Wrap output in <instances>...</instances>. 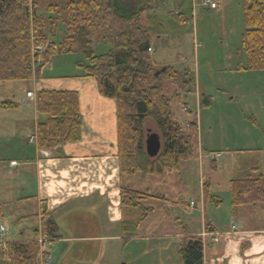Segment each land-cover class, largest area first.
<instances>
[{
	"label": "trees",
	"instance_id": "trees-1",
	"mask_svg": "<svg viewBox=\"0 0 264 264\" xmlns=\"http://www.w3.org/2000/svg\"><path fill=\"white\" fill-rule=\"evenodd\" d=\"M157 0H0V83L32 81L53 56L80 51V77L94 80L98 94L115 105L116 154L124 177L177 172L180 162L194 155L192 137L183 129L171 109L172 101L181 108L182 98L196 92L194 73L172 66L155 69L151 37L142 16L152 13ZM243 31L241 49L246 57L244 70H264V0H241ZM177 23L182 14H169ZM110 41L112 49L95 55L93 42ZM77 50V49H76ZM37 71V72H36ZM200 106H210L199 96ZM4 110L18 105L5 101ZM37 148L54 150L81 139L77 94L73 91L40 90L35 96ZM151 122L161 137V151L149 160L144 150L145 122ZM196 127V117L190 121ZM232 207L264 203V178L230 182ZM143 194L122 188L121 207L142 208ZM207 192L205 191V197ZM145 213L143 214V216ZM125 223L123 230H128ZM40 232L29 242H10L3 256L8 264H39L36 239H52L57 227L51 215H40ZM179 256L183 264H202L203 246L198 237H183Z\"/></svg>",
	"mask_w": 264,
	"mask_h": 264
},
{
	"label": "rangeland",
	"instance_id": "rangeland-1",
	"mask_svg": "<svg viewBox=\"0 0 264 264\" xmlns=\"http://www.w3.org/2000/svg\"><path fill=\"white\" fill-rule=\"evenodd\" d=\"M192 2V0H157L155 10L143 14L142 24L148 29L151 37L152 64L157 70L172 66L177 71L187 69L194 73L196 92L182 98V103L189 105L192 115L187 114L186 107L181 108V102L177 104L172 101L171 109L185 132L191 135L194 155L196 144L201 139L207 154L219 151L222 156L221 162L223 160L229 162L231 159L234 161L230 162L232 166L228 170H220L223 176L246 178L251 172L240 167L263 164V159L258 158L256 148L257 144L264 143V70H244L246 57L241 49L243 31L241 0L222 1V6H225L224 12L217 17H214L210 10L200 7L191 10ZM177 12L185 16L186 22L177 23L169 15ZM91 48L95 55H101L111 50L112 44L110 41L104 43L94 41ZM74 50L73 53L53 56L40 68V78H56L66 82L80 81L71 79L75 74L81 73V69L76 64L83 60L80 52L82 49ZM198 87H201L200 94L209 98L210 106L204 108L200 103L195 104L199 95ZM32 88V81L0 83V103L10 101L18 105L16 110L0 108V212L4 214L3 216L0 214V225L6 229L0 237V243L4 239H33L34 232L38 228L36 203L30 198V193H33L30 181L32 175L26 171L22 173L23 167H21L24 162L21 150L24 148L25 152L32 151L27 139L33 132L35 120L33 103L35 104L36 93L35 95L33 93L30 99L32 101H26L27 97L25 98V92H32ZM76 92L79 94L78 91ZM194 116L197 120L196 127L191 126L190 122ZM37 118L39 120L41 117L36 116ZM33 135L35 139L32 145L37 146L36 130ZM206 140H212V145L206 144ZM248 149L254 151H247ZM160 151L161 143L151 157L146 155L147 159L154 160ZM11 160L17 162L18 167H12ZM167 173L175 172L164 174ZM160 175H150L148 177H152V180L143 183V186H149L152 197L143 199L142 204L151 209L146 216H143L142 208H136L134 220L137 226L148 225L151 230L157 227L162 216L167 214L161 198L164 193L165 178L157 177ZM136 180L138 182L137 178ZM138 183L137 187H139ZM19 186L23 190H20ZM221 196L227 211L228 194L224 195L222 191ZM182 198L183 201H187L191 197L185 195ZM100 202L97 198L84 202L81 200L79 209L73 211L69 218L63 219V230L60 229V232L70 236L77 232L74 226L77 228L79 223H92L94 220L96 221L93 223H99L105 216V209L101 207ZM216 215L219 217L221 213L216 212ZM223 215L227 216L226 213ZM205 236L203 233L198 238L202 242ZM220 236L217 237V243ZM55 243L45 242L43 247L53 264H58L63 255L66 256L67 264H88L87 261L80 262L77 258L79 252L93 258L96 255L91 246L89 250L81 247L80 244L58 246ZM119 243H105L104 259L107 260L105 264L114 263L119 258L121 255ZM43 248L41 247L40 251L46 253ZM1 261L0 264H6L5 260Z\"/></svg>",
	"mask_w": 264,
	"mask_h": 264
},
{
	"label": "crops",
	"instance_id": "crops-1",
	"mask_svg": "<svg viewBox=\"0 0 264 264\" xmlns=\"http://www.w3.org/2000/svg\"><path fill=\"white\" fill-rule=\"evenodd\" d=\"M192 1L191 10H195L199 6H195L196 0ZM214 1L217 3V8L210 12L217 17L224 12L225 6H222V1L227 0ZM39 71L38 76L32 80V93L35 95L39 90L74 91L75 93L78 91L82 126L81 139L78 142L66 143L55 150L38 149L36 145L27 142L32 151L25 152L24 148L21 150L24 157V162L21 164L22 173L26 171L32 175L30 181L33 193H30V198L36 203V215L39 222L36 231L40 232V215L43 211L51 215L57 227L56 235L44 242H56L55 245L58 246L80 244L81 247L89 250L91 246V249L94 248L96 252L94 258L84 256L80 252L77 256L80 262L87 261L88 264L107 262L104 259L105 243L109 242H120L121 255L114 263L108 264H183L179 256L181 239L185 236L200 237L205 233L206 236L201 242L202 264H264V203L231 206L230 182L245 179L221 174V169L231 168V163L234 162L232 159L229 162L226 160L221 162L222 156L218 159L208 158L206 148L200 139L196 144V154L191 159L181 162L177 172L157 176L165 178L164 193L161 198L167 214L162 216L157 227H150L151 230L148 225L137 226L134 220L136 208L121 207L120 192L122 188H128L142 193L144 195L142 200L150 198L152 196L149 186L145 187L143 183L150 182L152 177L121 175L116 154L114 102L102 98L97 92L95 82L89 78L80 77V74L71 77L80 81L66 82L56 78H40ZM45 80L48 81L42 83ZM200 88L198 87L199 95L195 103L198 105L199 96L202 95ZM27 92H25V98ZM26 101L32 100L26 98ZM33 111L35 120L32 130L34 131L37 121L40 120L36 119L38 115L34 103ZM205 143L212 145V140H206ZM256 151H258V158L263 159V164L240 167L251 172L250 175H246V178H256L260 175L264 178V143L257 144ZM214 154L221 153L216 151ZM14 167H18L17 162ZM19 189L23 190L20 186ZM222 191L229 197L227 211L221 196ZM183 195H190L191 198L183 201ZM95 198L100 199L101 207L105 209L103 220L93 223L96 221L93 217L92 223H79L77 228L74 226L77 232L70 236L60 232V229L63 230V219L69 218L73 211L79 209L81 200L84 202ZM142 200L141 206L146 216L151 207L143 206ZM191 203L193 205H190ZM216 212L221 215L218 217ZM225 213L227 216L223 215ZM0 214L4 215L2 211ZM125 223L128 224L126 232L123 230ZM233 224L237 226V229L231 231L230 227ZM0 227L3 226L0 225ZM214 233H223L218 243L212 240ZM33 239H4L0 243V263L1 260H5L8 264L3 256L5 244L29 242ZM43 251H45L44 248ZM50 260V264H53L52 259ZM58 264H67L65 255Z\"/></svg>",
	"mask_w": 264,
	"mask_h": 264
},
{
	"label": "built area",
	"instance_id": "built-area-1",
	"mask_svg": "<svg viewBox=\"0 0 264 264\" xmlns=\"http://www.w3.org/2000/svg\"><path fill=\"white\" fill-rule=\"evenodd\" d=\"M199 5H200V7H202L203 9H207V10H214V9H216V7H217V5H216V3L213 1V0H199ZM26 97L27 98H29V99H31L32 97H33V95H32V93L31 92H27L26 93ZM34 139H35V136H30L29 137V143H33L34 142ZM211 158H219L220 157V155L219 154H217V155H213V154H210L209 155ZM15 165V163L14 162H12L11 163V166H14ZM191 205H192V203H191ZM230 229H231V231H234V230H236L237 229V226L235 225V224H233L231 227H230ZM6 232V229L4 228V227H0V235H2L3 233H5ZM214 235V238L212 239L214 242H216L217 240H218V236L220 235V234H218V233H216V234H213ZM222 235V234H221ZM38 244H42L43 243V241L41 240V239H39L38 241ZM50 259L48 258V257H44V259H43V262H42V260H41V264H50Z\"/></svg>",
	"mask_w": 264,
	"mask_h": 264
},
{
	"label": "water",
	"instance_id": "water-1",
	"mask_svg": "<svg viewBox=\"0 0 264 264\" xmlns=\"http://www.w3.org/2000/svg\"><path fill=\"white\" fill-rule=\"evenodd\" d=\"M145 152L147 157H151L161 143V137L155 126L151 122L145 123Z\"/></svg>",
	"mask_w": 264,
	"mask_h": 264
}]
</instances>
